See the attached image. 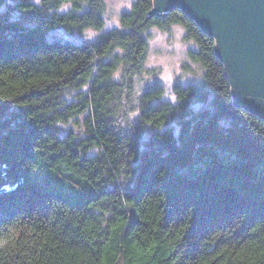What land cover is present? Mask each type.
<instances>
[{
	"label": "trees",
	"instance_id": "1",
	"mask_svg": "<svg viewBox=\"0 0 264 264\" xmlns=\"http://www.w3.org/2000/svg\"><path fill=\"white\" fill-rule=\"evenodd\" d=\"M152 9L74 42L49 34L102 30L105 0H0V264H264V118L214 35ZM172 26L200 77L163 100L145 62Z\"/></svg>",
	"mask_w": 264,
	"mask_h": 264
},
{
	"label": "water",
	"instance_id": "2",
	"mask_svg": "<svg viewBox=\"0 0 264 264\" xmlns=\"http://www.w3.org/2000/svg\"><path fill=\"white\" fill-rule=\"evenodd\" d=\"M151 14L176 8L194 18L217 40L234 101L264 118V0H152Z\"/></svg>",
	"mask_w": 264,
	"mask_h": 264
},
{
	"label": "rangeland",
	"instance_id": "3",
	"mask_svg": "<svg viewBox=\"0 0 264 264\" xmlns=\"http://www.w3.org/2000/svg\"><path fill=\"white\" fill-rule=\"evenodd\" d=\"M35 1V0H33ZM106 11L104 15V26L100 31L85 30L81 34H68L57 28L49 34V38H56L59 41L69 39L74 42H86L95 39L103 32L119 26V16L122 12L130 9L135 0H105ZM68 5L62 6L58 11H66ZM195 48L191 41L183 39V31L179 26H172L169 32L151 29L148 40L146 55V67L157 70V78L164 88L162 99L170 98V88L174 81L179 80L183 85L197 84L199 71L196 66L187 61L186 54L190 49ZM186 64L192 70L191 73L184 71L181 67ZM71 127L67 124L64 129Z\"/></svg>",
	"mask_w": 264,
	"mask_h": 264
},
{
	"label": "bare ground",
	"instance_id": "4",
	"mask_svg": "<svg viewBox=\"0 0 264 264\" xmlns=\"http://www.w3.org/2000/svg\"><path fill=\"white\" fill-rule=\"evenodd\" d=\"M166 12V11H165ZM165 12H163V13H165Z\"/></svg>",
	"mask_w": 264,
	"mask_h": 264
}]
</instances>
